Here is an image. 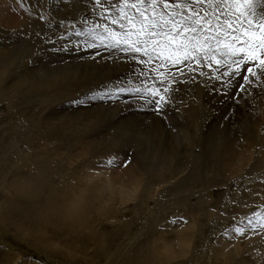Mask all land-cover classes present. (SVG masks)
<instances>
[{"label":"bare ground","instance_id":"1","mask_svg":"<svg viewBox=\"0 0 264 264\" xmlns=\"http://www.w3.org/2000/svg\"><path fill=\"white\" fill-rule=\"evenodd\" d=\"M20 1L27 8L30 5L35 12H30L27 15L22 12V14L15 16L11 23L2 22L3 24H0L1 30L8 31L14 37L11 40L13 42L12 52H4L5 50L2 52V49H0V104L6 102L8 103L10 112L15 111L14 113H18L16 117L11 116V114L2 116V110L0 109V127L9 124L8 128L5 129V136H3L4 132L0 133V145L3 153L0 157L4 161L0 164V191L2 193H9L12 196V202L7 203L5 206V208L7 207L6 211H2L3 208L0 207L2 218L0 220V229L9 231V233L25 230L24 235L20 239L25 241L28 247L34 248L38 252L50 257L59 258L66 262L77 261L78 259L82 262H88L89 260L97 261L96 253L94 252L87 256L82 255V258H79L78 254L80 253L77 254L76 251H73L74 249L70 252L69 249L65 251L58 248L56 243L49 241V238L40 232V228L46 225L49 227L51 223H59L63 229H68L80 238V233L82 232H76L87 230L89 234H92L95 230L94 226H96L97 217L99 218L100 214L104 216L108 215L110 217H106L105 219H108L110 223H115V227L121 229L113 230V233L111 231L110 235L107 234L108 236L104 237L101 250L105 251L108 248V241L113 243L117 238L119 239V233H124L123 239L121 238V246L127 239L126 232L129 231L128 228L123 229V221L115 218L117 209L126 201L125 199L137 196L136 198L148 210L150 208V201L158 198L160 202L158 203V207H155L156 211L155 209L153 213L151 211L156 218V228L154 227L155 229L147 235V239L140 244L132 256L130 255L131 257L128 258V262L125 264H178V262L179 264H190L198 249L202 250V255H200L199 259L202 264H221L222 262H226L227 264H258V261L254 259V247H256V243L250 241L249 235L251 234H248L246 231V235L241 236L236 233L235 229H244L245 227L248 229L250 227L251 231L257 229V233L264 231V217L262 216L261 221H255L257 218H253V215L257 213V210L255 211V208L252 210V206L256 202L255 197L258 193L264 192V186H258L251 181L249 185L244 187L242 193L237 195V198L234 192L235 195L232 196L226 210L227 216L218 211H214V213L210 211L212 209L210 205L214 201L212 199L214 194L212 188L222 187L224 189L227 185L226 183L231 178L225 169V161L228 163L231 155H235L240 160L238 161V167L240 168L241 158L245 155L240 154L241 157L237 155L233 148L234 137L237 132H240L241 136L249 140L251 134L249 135L246 128H240L241 124H236L235 132L233 131L234 134L231 135L230 139L225 140V138L221 137L222 140L213 141L214 139L210 138V135L214 131L213 135L215 136L225 134L229 125L226 120H222L220 126L212 129L213 123L211 122L212 124L208 125L209 128L207 127L206 129L209 134L197 143V147L199 148L197 156L193 157L190 153L191 148L194 146L191 134L194 133L196 135L200 130L203 115L206 113H203V110L201 112L200 106L206 103L203 101H215L217 104L219 98H214V95V97H211L210 94L203 95V92L198 93L196 96V93L192 92V94H189V91H183L184 86L180 87L178 82L166 83L167 87L175 89L170 92V95L173 97L174 103H178L179 106L174 107L171 111L167 106L161 105L164 109L162 112H166L164 120L171 121L174 125L165 134L160 124L164 116L162 114L158 117L154 115L146 116V121H150L151 125L147 126L144 136L140 135L141 131L138 129V122L135 121L134 117L125 120L121 119L122 121L119 124H115L108 122L110 118L99 110H93L92 112H87V114L77 112L76 110L72 114L70 113L72 110L69 103L64 104V107L60 105L61 108H58L61 112L66 111L64 117L51 118L48 111L50 110V106H54L55 108V106H58L56 104L73 100L72 97L80 89L90 84L91 81L100 80L112 73L110 71L103 72V70L97 72L90 71V63L79 65L76 62L77 60L74 61L68 58V56H62V63L53 64L57 67H53V65L46 66V61L49 63V58L59 55L58 53L54 54V51L51 50L57 49L60 52V49L70 47L71 42L74 44L78 43L77 45L80 47L81 45H86L87 47V44L90 43H96L104 47L105 43L108 44L110 41L105 39L103 43L101 42L100 36H107L104 30L102 32L105 34L97 30H86L83 33V30H85L84 24L89 19L99 16L98 10L92 5L84 6L82 12H90L92 9L96 11L90 12L92 14L85 17L81 30H74L72 32V29L67 24L69 21H72L70 19L72 17H63L61 9L58 10L59 8L56 4L51 3L49 7H46L48 10H46L45 19L44 15H42V10H38L35 0ZM32 13H34V16H32ZM77 18L78 15L74 17L73 21ZM13 23H15L14 26H12ZM77 32L81 34L76 38L72 37ZM54 35V42L48 43ZM61 38L68 40H62ZM123 48L121 47L117 52L120 53ZM124 55L127 54L124 52ZM138 56L140 57V55ZM102 57L104 56L102 55ZM121 59L123 58L121 57ZM111 60L113 61V59ZM139 60H133L130 57V59L127 58L122 62L119 59L118 63L122 69L121 71L125 72L127 70L125 67L128 66V71L133 73L134 69H132L133 67L130 68V65H138ZM206 63L201 66H205ZM25 65L29 66L28 71L25 72V76H18L16 79L7 82V79H10L11 76L15 75ZM110 65L99 69H106L105 67H109ZM39 67H42V69L39 70ZM199 68H201L200 65H198ZM117 69L120 68L118 67ZM145 72H149V70H145ZM132 76L135 77V75ZM142 79L144 78L142 77ZM123 80L125 81V79ZM233 80L236 85L237 78L233 77ZM129 81L133 80L130 79ZM143 81L145 82V80ZM132 86L134 85L132 84ZM235 88L237 87L233 86L229 91L234 93L236 92L234 91ZM69 89H72V92ZM3 93L6 94L3 95ZM11 93L15 94L10 95ZM146 96L147 93H142V95L135 96L137 98L135 100L140 105H146L142 99ZM205 97H207L206 100H204ZM190 100L195 102L191 103ZM32 103L37 104L38 112L30 109L32 110L31 113H24L23 110L28 108V106H25ZM222 104H224L223 101H221ZM226 105H222L221 111L226 109L228 112L234 106V103L230 104L231 107H227ZM237 110L233 109V111ZM168 111L171 113V115L169 114L170 116L167 115ZM211 114L210 112L209 115H205L207 119ZM85 116H89L88 119L96 116L94 119H101L102 123L106 122L108 129L105 131L104 128V131L101 132L99 128L101 125H94L98 121L94 123L95 120H93V122H89L93 123L90 125ZM143 117L145 116L143 115ZM206 117L204 118L206 119ZM20 119H24L27 125L23 134L18 136L17 131L13 133L12 128L16 129V124ZM176 129L177 131H175ZM230 132L232 131L230 130ZM179 135L184 136L189 145L190 149H183L185 152H181L183 145L179 147L181 143ZM51 141L61 143V146H57L59 148L55 151L64 153L67 158V154L74 152L69 162H66V159H61L60 156L59 158L50 156L49 152L54 148L50 149L45 146ZM254 142L248 143L252 145ZM127 144L132 146V153L129 158L123 157L128 161L129 166L120 171L123 172L120 178L116 179L112 177V170L107 169L106 164L101 169V176H97V173L93 176L90 174L93 171L92 168L97 165H93L97 157L100 158L101 155L110 154L116 156ZM175 144H178V147ZM22 149H27V152L23 153ZM225 155H227V158L224 157ZM250 159H252V154ZM253 159L255 160V158ZM258 161L259 158H256L255 164L260 165ZM102 163L99 162L98 164L101 165ZM252 169L254 170V168ZM18 172L19 174L17 175ZM52 186H54L53 189H51ZM164 187L168 191L164 196L159 198V189L162 188L164 190ZM139 189L141 190L139 191ZM104 193H108L111 196L107 198L108 201L118 200L119 203L112 201L113 207L105 208L102 203L98 202L100 201V197L103 198ZM189 198H196V202L191 204ZM233 200L239 201L234 211L231 210ZM128 208L130 206L125 205L123 207L124 210ZM134 212L132 211V213ZM124 213L123 211V217H125ZM238 215L239 217H237ZM89 217L92 219H89ZM242 217L245 218L241 219ZM215 218L218 219L214 232V237L216 236V238L208 240V235L204 230V223L207 219V223H210ZM176 220L178 224L172 223V221ZM231 220L233 223L237 220L240 221L235 227L227 228L224 233L225 235H223V231L221 232V230L230 225ZM241 221H245L246 223L244 222L245 224L241 225ZM93 222L94 226L92 225ZM163 224L173 228L171 233L163 231L164 229L161 227ZM232 235L234 236V243H232V246L235 247L234 251L233 249H228V246L225 244L228 241V237ZM62 244L65 245L64 243ZM156 247L158 250H155ZM157 251L159 252L157 253ZM116 254L119 253L115 252L113 256L115 257ZM111 256L110 262H112ZM5 258L7 257L5 256ZM5 258L3 262H6ZM10 258H13V256ZM16 260H13L12 264ZM27 264L30 263L27 262Z\"/></svg>","mask_w":264,"mask_h":264},{"label":"rangeland","instance_id":"2","mask_svg":"<svg viewBox=\"0 0 264 264\" xmlns=\"http://www.w3.org/2000/svg\"><path fill=\"white\" fill-rule=\"evenodd\" d=\"M35 2L38 5V6L37 5H35V6H37L38 10H40V9L42 10V15H44L43 17H45V19H46V10H48V9H46V7H49L51 5V3L56 4V6L59 8L58 10L61 9V15L63 17H72V18H70V19H72V21H69L67 23L69 28L72 29V32L74 30L75 31L81 30L83 28L82 22L85 20V17L92 14L90 12L96 11V10L92 9L90 12H82L84 6H91V5L94 6V0H35ZM111 2L112 3H119V0H111ZM176 2H177V0H170V7L168 9H163L162 6H158L156 14L159 15L160 12L163 11L165 16H167L168 13L172 12V10H173L172 6ZM104 3L105 4L108 3V0H104ZM94 7H95V9L98 10L99 16H96L92 19H89V21L84 24L85 30H83V33H85L86 30H97L99 32H102L105 29V26H107V28L112 30L113 32L120 33V32L126 31V28L121 29V28H119L118 24L112 23L111 18L115 17L117 15V12L115 11V9L109 8L107 11H105V9L101 6H94ZM145 7L148 8L149 15H151L152 13H151L150 6L145 5ZM193 7L197 8L199 10L201 16H204V11H203L204 9L208 10L207 19L211 20V25L209 26V34L213 33L214 29L217 26V21H219L220 22V24H219L220 28L222 30H224L225 32H227L228 38L231 39V36L233 35L232 29L226 27L225 21H227V20L233 21V27L238 29V31L235 34L241 36V40L238 42H235V45L237 47H239L240 44L243 42V40L246 39L243 36V32L248 29V23H247L248 19H253V26L252 27L254 30L257 31V34H259V27L257 26L259 18H260L259 13L261 11H264V9H260L258 6L256 8V12H257L256 17L249 16L248 10H249L250 6L247 4H243V3L240 5H235V4H231V3H228V4L220 3L219 6H217V4H215V3L210 5L207 3V0H205V3L203 5H193ZM237 8H239V11H237ZM126 11L129 15L135 14V9H133V8L129 7L126 9ZM176 11L179 12L181 10L176 9ZM184 11L188 12L189 10L185 9ZM22 12H23V14L25 13L27 15L28 13L35 12V11H33L32 7L30 5H28V8L26 6H24L20 0H0V24H3L2 22L11 23V21L14 20L13 18L15 16L22 14ZM100 12L103 13V18H101ZM240 12H244V15L241 16ZM76 15H78V18L73 21V19ZM32 16H34V13H32ZM238 17H239V19H238ZM137 18H139V17H137ZM16 20L19 21L18 19H16ZM14 25H15V23L12 24V26H14ZM104 32H105V30H104ZM104 32H102V33H104ZM55 35L53 38L50 39V41H48V43L54 42L53 39H55ZM77 36H78L77 34L72 35V37H74V38H76ZM12 39H14V37L8 31L0 29V49H2V52H3V50H5L4 52H6V51L12 52V50H13V47H12L13 42H11ZM61 39L62 40H68L65 38L64 39L61 38ZM131 39H135V37L133 36ZM220 39L223 40L224 36H221ZM211 43H213V45L215 46L214 41H211ZM77 44H74L71 42L70 47L62 48L64 50L60 49L62 51V52L60 51L61 53L58 52L57 49H55V50L52 49L51 51H54L53 52L54 54L58 53L59 55H57L58 57L54 56L53 58L52 57L49 58V63H48V61H46V66L47 65L52 66L53 64H57L59 62L62 63L63 57L68 56V58H70L74 61L77 60L76 62L79 65L90 63V71H96L97 72V71L103 70V72L110 71V73L111 72L112 73L110 75L108 74L109 76L103 77L104 79L101 78L100 80L91 81L90 84H88L86 87L80 89L79 92H77L76 95H74L72 97L73 100L63 102V103L61 102L60 104H56L58 106H55V108H54V106L53 107L50 106V108H49L50 110H48V111L51 115V118L56 119L57 117H64L66 114V111L61 112V110H59L58 108H61L60 105L64 107V104L69 103L70 109L72 110V112H70V113H72V114H74L73 112H76V110H77V112H81V113L84 112L83 114H85V113L87 114V112L89 113V112H92L93 110H99L104 115L106 114L107 117L110 118V120L108 122L115 123V124H119L120 121H122V120L130 119V117H134L135 121L138 122L137 123L138 129L141 131L140 135L144 136V132L147 129V126L151 125L150 121H148V122L146 121V116L154 115V116L158 117V116H161V114L164 115L166 112L157 113L149 105H140L139 102L136 101L137 98H135V96H138V94L136 95V93H134L132 91V89L135 87H138V84H139L140 88H144L146 86L147 87L152 86L153 85L152 83L155 82L156 86L158 85V87H160L162 95H166V96L171 97V99L169 100V102L166 106L172 111L174 107H177L179 105H178V103H174V99L170 95V92L169 93L163 92V88L166 86V83L167 84L169 82L173 83V81L178 82L180 87L184 86L183 91H189V94H192V92H193L194 94L196 93L195 95L197 96L198 93L203 92L202 93L203 95L210 94L211 97H214V96H215L214 98L218 97L219 101H217V104L219 106L221 105V101H223L224 104H227L226 105L227 107L228 106L231 107L230 104H233V103H234V106H232V107H237V108L231 107V109H229L228 112L226 111V109L221 111V109L223 108L222 105H224V104H222L219 107L215 101H203V102H206L207 104L206 103H203V105L201 104L202 105V106H200L201 112L203 110V113L206 112L205 115L206 114L209 115L210 112L212 114L209 116L208 119L205 115H203V118H202L203 120H202V123L200 125L201 126L200 130L197 132L196 135H194V133L191 134V136L193 138L192 143L194 144V146L191 148L190 153L193 157L195 155L197 156V154L199 152V148L197 147V143L200 141V139L206 138L205 136H207L209 134L208 130L206 131V129H207L208 125L210 126L212 123H213L212 129H216V127L220 126L222 120H226L228 122V125H229L228 130H226L225 134H223V135L221 134L219 136H215V135H213L215 133V131H214L213 134L210 135L211 136L210 138L214 139L213 141H216L218 139L222 140L221 137L225 138V140L230 139L232 137L231 135L234 134L233 131L235 129L236 124L237 125L241 124L242 126H240V128H246L247 131L249 132V135L251 134L250 135L251 137H249V140H247L246 137L241 136L240 132H237L235 137L233 136L234 137L233 148L235 149L237 155L240 157H241L240 154H242V155L245 154V155H243L241 158L240 168L238 167V165H239L238 161H240V160H238V158H236L235 155H231V158L228 160V163H226V161H225V164H224V166H226L225 169L228 171L231 178H230L229 182L226 183L227 185L224 189L222 187L212 188L213 193H214L212 199L214 201H213L212 205H210V208H212V209H210V211L213 213H214V211H218L220 213H223L225 216H227L226 210L230 204L232 196H234L236 194L235 197L237 198V195H240L242 193V190L244 189V187L249 185L251 183V181L253 182V184H257L258 186H264V79L260 78L261 65L259 64L258 60L257 61L249 60L245 65L240 66L241 67L240 73H238L236 76H234L237 78L236 85H244V89H246V90H241L240 87L236 86L237 87V88H235L236 90L234 89V91H236V92L233 93V92L229 91V93L231 92L230 95L228 97H225L220 92V88H221L220 82L215 80L214 77L220 75L225 70H227L229 72V74L231 75V73L234 72L236 67H237V65H235V64L232 66L231 69H227L226 67H221V66L216 65L214 63L211 65L206 63L205 66L200 65L201 68L198 69V65H196L194 61H193V63L192 62H185L183 64L172 65L170 61H165L162 59V57H159L155 53H153V58H152L151 62L148 61L147 57H143V60L145 61L144 63L139 62V63H137L138 65H135V66L130 65V68L133 67L132 69H134L133 73L128 71V66L125 67V68H127V70L124 72V71H121L122 69L118 63L119 59L121 60L120 62H122L123 60H125L127 58L130 59L131 56H129L128 54L124 55L123 51H120V53H119V52H117L119 49H116V48L110 49L107 47L106 43H105L104 47H101L100 45L96 44L98 46V47H96V51H94V49L88 47L89 44H87V47H86V45H81V47H80ZM121 45H122L121 47H126V45L123 42L121 43ZM69 48H71V50H69ZM101 48H102V50L100 51ZM106 51L109 53H107ZM103 52H104V54H103ZM116 54H118V55H116ZM102 55L104 57H102ZM138 55L139 54H137V59H140V57ZM112 56H114V57L112 58ZM118 56H119V58H118ZM120 56L123 59H121ZM98 57H100V58H98ZM106 57H107V59H106ZM219 58L220 57L218 56V59ZM238 58L239 57H236V59H238ZM261 58H264V57H261ZM55 59L58 61H56ZM111 59H113V61ZM115 59L116 60L118 59V60L116 61ZM100 60H101V62H100ZM103 63H105V64L103 65ZM107 65H110L109 66L110 68L105 67L106 69H99V68L107 66ZM117 65L120 69H117L118 68ZM157 66H159L158 71H156L157 73L156 72H150V71L145 72V70H149L150 68H156ZM53 67H57V66L53 65ZM190 67L194 68V71L189 72L188 69ZM247 67H252L253 72H255L257 75L252 76L251 74L247 73V71H246ZM28 69H29L28 65L23 66V68L19 69L15 75L11 76L10 79H7V82H9L10 80L16 79L18 76H25L26 75L25 72L28 71ZM41 69H42V67H39V70H41ZM180 69H183V72H184L183 75H181ZM121 72H123V73H121ZM161 72L165 75H161ZM125 73H126V75H125ZM132 75H135V77ZM145 75H147L148 77L151 76L149 79L146 80L147 82L146 81L144 82L143 81L144 79H142V77L144 78ZM244 75H249V81L248 82H245L243 80L242 77ZM193 76L195 77V80L190 79ZM125 77L128 79L126 80ZM132 77H133V79H132ZM136 77H138L137 78L138 80L136 79ZM173 77H175V78H173ZM102 79H103V81H101ZM123 79H125L126 82ZM130 79L133 81H129ZM223 79L227 80V79H229V77H223ZM161 80L164 81L165 85L164 84L161 85ZM176 80H179V81H176ZM130 82H132V83H130ZM132 84L134 86H132ZM136 84H137V86H135ZM145 84H146V86H145ZM88 86H89V88H88ZM121 88H124L126 92H120L119 89H121ZM200 89H201V91H200ZM212 89H215V90H212ZM69 91L72 92V89H69ZM5 94L6 93H3V95H5ZM14 94L15 93H11L10 95H14ZM101 94H105L104 99H100ZM117 95H118V97H117ZM93 96H95L96 99H92ZM127 98H129V99H127ZM206 99H207V97H205L204 100H206ZM236 100H238V101H236ZM186 101H188V100H186ZM190 101H191V103L195 102L193 100H190ZM219 102H220V104H219ZM225 102H229V103H225ZM125 104H127V105H125ZM194 104H196V103H194ZM27 106H28V108L23 110L24 113H31L32 110H35L36 112H38L36 103L26 105L25 107H27ZM7 108H8V103L3 102L2 104H0V109L2 110L1 111L2 116H8L10 114H11V116H15V117L18 116L17 115L18 113H14L15 111L10 112L9 108L8 109ZM240 108H241V111H240ZM30 109H32V110H30ZM215 109H218V110H215ZM233 109L234 110L238 109V110L233 111ZM78 110H80V111H78ZM177 110H176V112H177ZM229 111H230V113H229ZM225 112H226V114H225ZM169 114L171 115V113L168 111L167 115H169ZM223 114H225V115H223ZM250 114H252V115H250ZM46 115H49V114H46ZM143 115L145 117H143ZM251 116H253V117H251ZM85 117L88 120L87 121L88 124H90V125H92L93 123L91 124L89 122H93V120H95L94 121V123H95L98 121L94 125L100 124L101 126L99 128H100L101 132L104 131V128H105V131L108 129V127H106L107 126L106 122L102 123L100 121L101 119H97V120L94 119V118H96V116H94V118L93 117L89 118L90 120L88 119L89 116H85ZM204 117H206V119ZM91 119H92V121H91ZM164 119H165V115L163 116L162 123H160V124H161L162 131H164V134H165V132L168 131L174 125L171 121L168 122V120H164ZM145 122H147V123H145ZM10 125H12V123H10ZM13 125H15V124H13ZM26 125H27L26 121L24 119H20L16 124V129H14V127L12 128L13 133L17 131L18 136H21L23 134V132L26 130ZM8 126H9V124H7L6 126L0 127V133L4 132L3 136H5V129H7ZM176 128H178V127H176ZM230 130L232 132H230ZM250 130H251V132H250ZM175 131H177V129ZM176 134H177V132H176ZM180 140H181V143L179 144V147H182V145H183L181 152L182 151L185 152V150H183V149H188L189 145L187 144L186 138H184V136L181 135ZM252 141L253 142L255 141L254 142L255 144L253 143L252 145H250L249 143H252ZM52 145H53V147H52ZM59 145L61 146V143L51 141L45 147H48L50 149L54 148L52 151L49 152L50 156L58 157V158L60 156L61 159H66L67 160L66 162H69V159H70V157L73 156L74 152L67 154L68 155V158H67L64 155V153H59V152L55 151L59 148V147H57ZM175 146L178 147V144H175ZM22 148H25V147H22ZM40 148L42 149V147H40ZM131 150H132V146L127 144L124 148H122V150H120L121 154L119 153L116 156H112L111 154L110 155H101L100 158L97 157L93 163V165H95V164H97V165H95V167L92 168L93 171H91L90 174L93 176V175H96V173H97V176H101L102 175L101 169H102L103 165L106 164L107 167L106 166L105 167L107 169H109L110 171L112 170L111 176L115 177L116 179L120 178L122 176V173H123L120 171H122L125 167L129 166L128 161L126 159H124L123 157L129 158L131 156V153H132ZM22 151H23V153H26L27 149H22ZM248 154H249V157H248ZM251 154H252V159L255 158V160L250 159ZM2 155H3V153L1 151V145H0V156H2ZM224 157L227 158V155H225ZM192 158H191V160H192ZM256 158L257 159L259 158L258 162L260 165L255 164ZM110 161H111V163H109ZM3 162L4 161H3L2 157H0V164ZM99 162L100 163L103 162L101 164L102 166L100 164H98ZM231 163H232V165H231ZM89 166H92V165H89ZM252 168H254V170ZM98 170H101V171H98ZM94 171H95V173H94ZM236 171H237V173H236ZM92 172H93V174H92ZM18 174H19V172L17 173V175ZM53 188H54V186H52L51 189H53ZM220 188H222V189H220ZM161 189L162 188L159 189V193H158L159 198L164 196L168 191V189L166 187H164V190L163 189L161 190ZM140 190L141 189H139V191ZM235 190H237V191H235ZM234 192H235V194H234ZM48 193H49V191H48ZM104 194H106V195H104ZM104 194H103V198L100 197V201H98V202L102 203L105 206V208L113 207V204L111 203L112 201H117V203H119L118 200H112L111 202H110V200L108 201L107 198L111 197V196L108 193H104ZM136 197L137 196L127 197L125 199L127 202L126 201L123 202L121 207H119V209H117V214H116L115 218L117 220L123 221V229L128 228V230H129L126 232V234H127L126 238L127 239L122 246L120 244H122V239H123L124 233H121V234L119 233L118 234L119 239L117 238L115 240L116 243H115V241H113V243H111V241H108V243H107L108 248L105 249V251L101 250V246H102L104 237L107 234L110 235L111 231L113 233L117 229H121L119 227L118 228L115 227V223H110V221L108 219H105L106 217H110L108 215L104 216V215L100 214V217L99 218L97 217L96 226H94V222L92 224L94 226V229H95L92 234H89L87 232V230L86 231L81 230L79 232H76V233L82 232V233H80V238H78L79 236L70 232L68 229H63L59 223L58 224L57 223H54V224L51 223L49 227L46 225V226H43L40 228V232L43 235L47 236L49 238V241H51V242L53 241L54 243H56L58 248H61L65 251L69 249L70 252H71V250L74 249L73 251H76L77 254L80 253V254H78L79 258H82V255L87 256V255L94 252V253H96V260L97 261H90L89 260L88 262H82L78 259L77 261L66 262L65 260H61L59 258L50 257L46 254H42V253L38 252L34 248L28 247L26 242L23 241L22 239H20L24 235L25 230L17 231L18 233L17 232H12V233L10 232L9 233V231L0 229V254L3 257V258L2 257L0 258V264H2V263L3 264H12L13 260H16V258H17V260H16V262L14 261V264H19V263L20 264H27V262L30 264H32V263L33 264H93V263L94 264H125L128 262L127 261L128 258H130L132 256V254L136 251V249L140 246V244L147 239V235L149 233H151L156 228V218L154 217V215L152 213H153L154 209L156 211V208L158 207V203L160 202L159 199L157 198L154 201H150V208L151 209L149 208L147 210L146 207L144 205H142L140 200H138V198H136ZM263 199H264V192L258 193L257 196L255 197L256 202L252 206V210L254 208H255L254 209L255 211L257 210V213H255L253 215V218H257V219H255V221H261L262 220L261 218L264 217V200ZM189 200L191 201V204L196 202V198H189ZM10 202H12V196L9 193H6V192L2 193L0 191V207L3 208L2 211L7 208V207L5 208V206L7 203H10ZM231 204H232L231 210L234 211V208L239 204V201L233 200ZM125 205L130 206V208L124 210L123 207ZM216 207H217V209H216ZM122 210L125 212L124 213L125 217H123V215H122V212H123ZM132 211H135V212L132 213ZM151 211H152V213H151ZM233 214H235V212H233ZM237 214H239V212H237ZM237 217H239V215ZM101 218H102V220H101ZM244 218L245 217H242L241 219H244ZM1 219L2 218L0 215V220ZM89 219H92V218L89 217ZM106 220L108 223L106 222ZM207 221H208V219L204 223V225H205L204 230L206 231V233L208 235V240L209 239L211 240V238L212 239L216 238V236L214 237V232H215V227L217 226V223H218V219L215 218L210 223H207ZM239 221L240 220H237L236 222L233 223V221L231 220L230 221L231 224L228 225L227 227H224L223 230H221V232L223 231L222 234L225 235L224 233H225L226 229L230 228V227H235L239 223ZM244 222L245 221H241V225L246 223V222L245 223ZM175 224H178L177 220H176ZM161 227H163L162 228V229H164L163 231L167 232V233L168 232L171 233V231L173 230V228L167 227L165 224H163ZM244 229H246L248 234H251V235H249L250 241H254L256 243V247H254V252H255L254 253V259H256L258 261V264H262L264 262V255H262V254H264V246H263L264 245V243H263L264 242V231L257 233V231H258L257 229H254L253 231H251L250 227H248V229L245 227ZM15 233H17V234H15ZM219 234H220V232H219ZM253 236H255V237H253ZM74 237H75V239H74ZM76 237H77V239H76ZM227 240L228 241L225 243L226 246H228V249H233V251H234L235 247L232 246V243H234L233 242L234 236L232 235L231 237H228ZM118 242H120V243H118ZM62 243H64L65 245H63ZM240 243H242V241H240ZM229 246H230V248H229ZM76 247H77V249H76ZM106 250H107V252H106ZM155 250H158L157 247L155 248ZM108 252H110V253H108ZM115 252H118L119 254H116V256L114 257L113 254H115ZM158 252L159 251H157V253ZM10 253H11V256H10ZM200 255H202V250L198 249L193 261L190 264H196V263L202 264L199 261ZM5 256L7 258H5ZM12 256H13V258H10ZM110 256L112 257V260H111L112 262H110ZM4 258H5L6 262H3ZM26 260H27V262H26ZM178 264H179V262H178ZM221 264H227V263L222 262Z\"/></svg>","mask_w":264,"mask_h":264},{"label":"snow or ice","instance_id":"3","mask_svg":"<svg viewBox=\"0 0 264 264\" xmlns=\"http://www.w3.org/2000/svg\"><path fill=\"white\" fill-rule=\"evenodd\" d=\"M204 3L205 0H177L172 6V12L165 16L163 11L159 15L156 14L157 7L162 6L163 9H168L170 0H119V3H112L111 0H108L106 4L104 0H94V6H101L105 11L109 8L115 9L117 15L111 18L112 23L118 24L121 29L126 28V31L118 33L105 26L104 30L107 36H100V40L102 43L105 39L110 41L107 44L110 49H120L123 42L126 47L121 50L131 56L133 60H136V54H139L140 63L145 62L143 57H147L150 62L153 53H155L163 60L170 61L172 65L194 61L196 65H203L207 62L209 65L214 63L231 69L235 64L237 67L231 75L225 70L214 77L215 80L220 82V92L225 97L230 95L229 89L233 86L246 90L244 85H235L233 77L240 73V66L245 65L249 60H258L261 65L260 78L264 79V58H261L264 57V11L259 13L260 18L257 24L259 34L252 27L253 19H248V29L243 32L246 39L237 47L235 42L240 41L241 36L235 34L238 29L233 27V21L231 20L225 21L226 27L232 29L231 39L228 38L227 32L220 28L219 21H217L213 33L209 34L211 20L207 19L208 10L204 9V16H201L199 10L193 7V5H203ZM207 3L210 5L215 3L217 6L220 3L247 4L250 6L248 13L251 17L257 16V6L264 9V0H207ZM145 5L150 6L151 15H149L148 8ZM129 7L135 9L134 15L127 13L126 9ZM176 9L181 11L177 12ZM185 9L189 11L185 12ZM237 11H239V8H237ZM240 15L243 16L244 12H240ZM101 17L103 18V13H101ZM76 34L80 35L81 33L77 32ZM133 36L135 39H131ZM221 36H224L223 40L220 39ZM211 41L215 42V46ZM88 47L96 49L97 45L91 43ZM236 57L239 58L236 59ZM158 68L159 66L150 68L149 71L156 72ZM188 71L192 72L194 68L190 67ZM246 71L252 76L257 75L253 72L252 67H247ZM180 72L181 75L184 74L183 69H180ZM161 75L165 74L161 73ZM223 77H229V79L224 80ZM149 78L145 75L144 80L146 81ZM242 78L245 82L249 81V75H244ZM190 79L195 80V77L193 76ZM161 84H164L163 80H161ZM174 90L167 86L163 88L164 93ZM119 91L124 92L125 89L121 88ZM132 91L138 95L147 93V96L143 97L144 104L151 106L157 113H161L164 110L161 105L166 106L171 99V97L161 94V89L156 86L155 82L152 86L135 87ZM104 95L101 94L100 99H104ZM92 99H96V97L93 96ZM172 223H176V221H172ZM235 231L238 235H246V229L236 228Z\"/></svg>","mask_w":264,"mask_h":264}]
</instances>
